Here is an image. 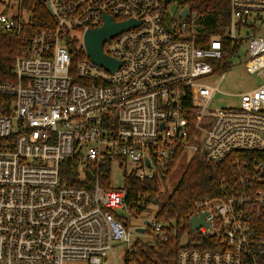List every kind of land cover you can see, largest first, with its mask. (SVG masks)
Returning <instances> with one entry per match:
<instances>
[{"label":"built area","instance_id":"2783aa9c","mask_svg":"<svg viewBox=\"0 0 264 264\" xmlns=\"http://www.w3.org/2000/svg\"><path fill=\"white\" fill-rule=\"evenodd\" d=\"M37 1L0 0V34L22 44L15 82L0 83V264H105L110 253L118 264V242L133 264L137 245L169 240L167 220L133 226L169 178L155 197L138 195L137 213L128 189H104L98 176L91 189L67 186L61 167L77 160L85 180L107 162L111 174L115 163L134 164L125 177L147 187L185 153L224 174L222 196L195 206L193 216L206 213L208 226L192 235L204 241L184 246L177 264H264V36L249 34L264 0H229L220 35L206 34L205 16L179 0L178 18L169 17L165 0H39L50 15L45 26L37 23ZM105 15L139 23L104 43L119 63L113 73L84 46ZM226 40L246 43V72L263 83L225 94L237 106L216 110ZM137 229L152 241L142 245Z\"/></svg>","mask_w":264,"mask_h":264},{"label":"trees","instance_id":"16d2710c","mask_svg":"<svg viewBox=\"0 0 264 264\" xmlns=\"http://www.w3.org/2000/svg\"><path fill=\"white\" fill-rule=\"evenodd\" d=\"M181 3L189 6L192 10L197 11L206 18L214 20V26H208L204 32L210 35H220L225 32L229 25L230 3L229 0H181ZM39 19L37 23L45 26L46 20L50 15L46 7L37 1ZM207 24V21L205 22ZM79 44L77 41L73 46ZM242 42L240 41H225V54L223 63L225 67L220 70V73H225L229 68V60L234 56ZM22 44L17 38L5 34H0V83L15 82L14 64L17 56L20 54ZM77 56H85L80 51ZM179 157L169 165L167 175L163 180L155 179L150 182L147 187H142L140 183L133 177H125L124 188L130 192V206L132 211L141 212V207L138 206V195L151 191L153 197L159 191L161 183H165L171 176L175 169ZM111 164L107 162L102 164L96 175L87 173L85 180L79 171V163L77 160H67L61 167L62 184L72 187L87 186L91 189L95 184L97 176L99 177L101 186L104 189L112 187V178L110 171ZM224 171L219 166H215L206 161L201 156H193L189 161L181 179L179 180L175 189L171 192L169 198L162 205L156 218L167 220L172 223V229L169 232V240L167 242L159 243L154 247H147L145 249L137 245V250L129 255L131 263L133 264H177V259L180 250L184 247L182 240L187 237L188 245L191 246L193 242H201L204 239L194 237L190 227V218L195 214L196 203L207 199L222 196L221 179ZM157 202L159 198H156ZM154 198H152V202ZM129 224L127 220L123 221ZM206 240V239H205ZM209 241H205L207 243ZM221 244H218V246ZM200 249L210 247L208 245H198Z\"/></svg>","mask_w":264,"mask_h":264},{"label":"rangeland","instance_id":"374dc122","mask_svg":"<svg viewBox=\"0 0 264 264\" xmlns=\"http://www.w3.org/2000/svg\"><path fill=\"white\" fill-rule=\"evenodd\" d=\"M167 3V8L169 11V17L178 18L180 17L181 6L178 0H165ZM39 11V9H38ZM264 15V14H263ZM207 21V24L205 22ZM253 22V21H252ZM203 25L205 29L208 26H214V20L212 18L203 19ZM248 30H246L247 32ZM249 34L251 35H263L264 34V22L260 25L258 31L249 29ZM240 56V57H239ZM248 54L246 52V43L244 42L238 50V53L230 57L231 65L230 68L225 72V78L220 84V91L224 94H218L214 99V105L212 109H221L228 107L237 106V100L231 96L225 94H240L248 92L263 83V80L259 79L256 75H251L246 72L245 61ZM219 78L217 77L213 80V83L218 84ZM192 158L191 153H185L178 161L175 169L173 170L171 176L169 177L164 189L159 195L157 203H154L149 209L145 210L138 218H134L133 226L144 225V222H153L161 209L162 205L169 198L171 192L177 186L179 180L181 179L189 161ZM136 166L134 164H129L128 166H120L119 163H115L112 168V187L113 188H123L125 185V175L130 174L135 170ZM119 215L124 218H128V214L125 212H119ZM137 240L143 245L144 243L151 242L153 237L148 233L140 234L136 233ZM134 241V239H133ZM182 244L186 246L188 244V239L185 237L182 240ZM125 244L114 243L113 250L118 260V264H126L125 259ZM113 255L110 253L105 260V264H115L113 261Z\"/></svg>","mask_w":264,"mask_h":264},{"label":"water","instance_id":"95a60500","mask_svg":"<svg viewBox=\"0 0 264 264\" xmlns=\"http://www.w3.org/2000/svg\"><path fill=\"white\" fill-rule=\"evenodd\" d=\"M187 13L188 10L185 9L182 13V17H184ZM104 19L105 24L101 28L88 30L86 32L84 36V46L87 56L92 60L93 63L103 66L113 73L119 63L104 54V43L108 42L112 37H115L132 27L139 26V23L134 20L122 23H114L113 19L106 15ZM0 30H2L1 27ZM200 32H202V29H200ZM154 203H157V200H155ZM205 216L206 213H203L200 216H192L190 218L189 223L192 231H196L202 226H208V224L204 222ZM136 231L138 233H143L144 229H137Z\"/></svg>","mask_w":264,"mask_h":264},{"label":"crops","instance_id":"0c3cea01","mask_svg":"<svg viewBox=\"0 0 264 264\" xmlns=\"http://www.w3.org/2000/svg\"><path fill=\"white\" fill-rule=\"evenodd\" d=\"M263 22H264V15H261V16H259L257 19L254 20V23H256V24H255L254 27H252V29L258 31L260 25H261ZM256 36H264V34H263V35H256Z\"/></svg>","mask_w":264,"mask_h":264},{"label":"flooded vegetation","instance_id":"af4514ba","mask_svg":"<svg viewBox=\"0 0 264 264\" xmlns=\"http://www.w3.org/2000/svg\"><path fill=\"white\" fill-rule=\"evenodd\" d=\"M179 2L181 3V0H179Z\"/></svg>","mask_w":264,"mask_h":264}]
</instances>
